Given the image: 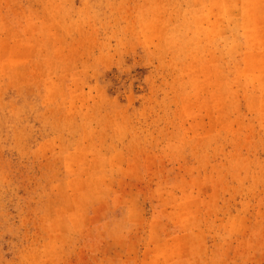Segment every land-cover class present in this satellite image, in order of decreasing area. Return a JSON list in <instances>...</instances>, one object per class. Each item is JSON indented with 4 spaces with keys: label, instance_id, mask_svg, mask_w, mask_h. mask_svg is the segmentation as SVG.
<instances>
[{
    "label": "rangeland",
    "instance_id": "obj_1",
    "mask_svg": "<svg viewBox=\"0 0 264 264\" xmlns=\"http://www.w3.org/2000/svg\"><path fill=\"white\" fill-rule=\"evenodd\" d=\"M0 264H264V0H0Z\"/></svg>",
    "mask_w": 264,
    "mask_h": 264
}]
</instances>
